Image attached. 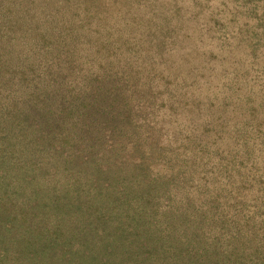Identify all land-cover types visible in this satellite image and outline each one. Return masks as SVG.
Here are the masks:
<instances>
[{"label": "trees", "instance_id": "trees-1", "mask_svg": "<svg viewBox=\"0 0 264 264\" xmlns=\"http://www.w3.org/2000/svg\"><path fill=\"white\" fill-rule=\"evenodd\" d=\"M181 2L0 0V264H264V93L185 117Z\"/></svg>", "mask_w": 264, "mask_h": 264}, {"label": "rangeland", "instance_id": "rangeland-1", "mask_svg": "<svg viewBox=\"0 0 264 264\" xmlns=\"http://www.w3.org/2000/svg\"><path fill=\"white\" fill-rule=\"evenodd\" d=\"M263 1L249 0L256 5V9L252 11L253 4L247 2L239 4L241 0H197V3H194V0H182L180 8L184 11L180 13L185 11L190 13L192 18L190 24L199 23L203 33L202 41L195 47L192 55L186 57L182 53L185 48H182L185 45L183 41L180 47L172 49V56L168 61L172 67L175 65L179 67V71L191 69L190 73H194L203 79H195V82L189 84V89L187 91L185 89L187 94L181 100V105L189 110L185 117L206 110L208 107L206 104L208 102L205 101L206 94L213 95V100L217 106L219 103H222L221 106L230 105L229 100L226 101L223 95H233L232 91H236V87H240L241 83L247 82L245 87L250 91H257L258 93L263 91L264 93V40L254 38L252 30L249 29L254 26V19L245 18L248 14L257 20L263 16L260 8ZM211 11L213 14L208 17ZM244 36H249L253 40L245 41ZM246 43L247 45H245ZM244 49L250 52L254 51L255 55L247 57ZM243 63L244 65L247 64L246 69L243 68ZM242 71L245 72L243 81L241 83L238 81L237 84L231 83V79H239L234 75H240ZM191 107L194 108L191 109ZM196 108L199 111H196ZM218 111L214 110V116ZM176 117L178 118V113ZM182 119L179 118L180 121ZM186 124L193 126L191 125L192 122L187 121ZM176 125L177 122H175ZM258 131L261 133L264 130L259 129ZM231 154L239 158L240 148L236 147L235 150L231 151ZM263 156L264 150L261 154L256 155L257 160L262 161Z\"/></svg>", "mask_w": 264, "mask_h": 264}]
</instances>
